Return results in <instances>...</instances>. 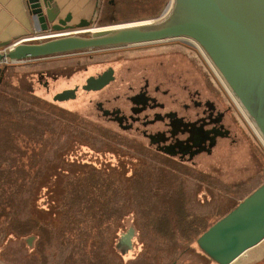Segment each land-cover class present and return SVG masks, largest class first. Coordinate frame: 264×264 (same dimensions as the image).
Wrapping results in <instances>:
<instances>
[{
  "label": "rangeland",
  "instance_id": "1",
  "mask_svg": "<svg viewBox=\"0 0 264 264\" xmlns=\"http://www.w3.org/2000/svg\"><path fill=\"white\" fill-rule=\"evenodd\" d=\"M87 1L91 11L79 14L73 6L62 16L71 11L73 23L94 19L96 27L159 21L174 0ZM183 41L167 39L2 64L0 93L15 97L21 111L29 110L32 117L30 128L22 124L17 144L22 164L27 158L23 151L31 156L33 172H28L25 185L19 172H10L9 188L19 194L16 202L38 220L39 228L19 236L8 230L11 217L2 218L0 264H207L193 249L199 235L192 242L176 243L171 235L152 228L146 210L157 205L151 201L162 200L156 197L164 190L181 189L193 215H208L213 224L264 182V142L203 51L196 46L201 62L228 93L239 121L232 126L238 140L211 155H199L195 162L158 154L105 121L96 101L101 94L116 92L117 83L78 100L56 98L109 65L119 77L128 68L137 72L157 67L172 55L168 48L183 46ZM47 68L59 74L57 80L49 79L48 88L37 76L38 70ZM41 119L46 123L43 140L29 134L38 131ZM100 191H107L108 198L92 202ZM90 206L95 215L88 212Z\"/></svg>",
  "mask_w": 264,
  "mask_h": 264
},
{
  "label": "water",
  "instance_id": "2",
  "mask_svg": "<svg viewBox=\"0 0 264 264\" xmlns=\"http://www.w3.org/2000/svg\"><path fill=\"white\" fill-rule=\"evenodd\" d=\"M27 4L38 34L0 41V73L7 59L18 63L182 39L203 51L264 140V0H174L159 21L113 28L96 27L94 19L73 23V13L62 16L57 0H27ZM113 77L110 67L59 92L56 98L78 100L103 88ZM263 239L264 182L199 235L196 244L216 264H230Z\"/></svg>",
  "mask_w": 264,
  "mask_h": 264
},
{
  "label": "flooded vegetation",
  "instance_id": "3",
  "mask_svg": "<svg viewBox=\"0 0 264 264\" xmlns=\"http://www.w3.org/2000/svg\"><path fill=\"white\" fill-rule=\"evenodd\" d=\"M182 44L168 48L172 55L157 67H143L137 72L128 68L119 77L109 65L91 74L114 69V77L106 86L87 94L100 93L117 83L116 92L101 94L96 101L105 121L132 135L145 148L187 163L195 162L201 154H213L224 144L237 143L232 126L239 121L228 93L197 56L196 45L189 41ZM37 76L48 88L49 79L57 80L59 74L47 68L38 70Z\"/></svg>",
  "mask_w": 264,
  "mask_h": 264
},
{
  "label": "trees",
  "instance_id": "4",
  "mask_svg": "<svg viewBox=\"0 0 264 264\" xmlns=\"http://www.w3.org/2000/svg\"><path fill=\"white\" fill-rule=\"evenodd\" d=\"M29 114V110L21 111L15 97L0 93V222L2 218L9 219L11 217L9 221L11 226L8 230L18 233L19 236L32 233L34 227H38V220L33 219L32 215L27 214L16 202L19 194L14 195L9 188L12 179L10 172L20 173L22 185L28 183L27 178L30 177L28 172H33L31 169L34 164H32L31 156L23 151L27 158L22 164L20 148L17 144L21 136L22 124L31 127L32 117ZM45 127L46 123L41 119L37 123L38 131L32 130L29 131V134H34L38 137L37 139L43 140ZM25 163L26 165H24ZM185 193L181 189L168 188L156 197L162 199L161 201H151L152 204H157L156 206L152 205L146 208L147 212L151 214L152 228L165 235H171L176 243L192 242L196 236L201 235L212 225L208 215H193ZM107 198V191H100L98 199H92V202L101 199L104 202ZM90 208L91 210L88 212L95 215V207L90 206ZM102 211L104 213L107 211L105 203H103ZM217 215L220 213L217 212Z\"/></svg>",
  "mask_w": 264,
  "mask_h": 264
},
{
  "label": "crops",
  "instance_id": "5",
  "mask_svg": "<svg viewBox=\"0 0 264 264\" xmlns=\"http://www.w3.org/2000/svg\"><path fill=\"white\" fill-rule=\"evenodd\" d=\"M64 10L71 9L79 14L89 12L90 5L87 0H57ZM73 12V19L74 13ZM37 35L35 24L30 13L27 0H0V41H16ZM59 57V56H58ZM194 251L200 255L207 264H216L208 258L199 248ZM230 264H264V239L245 251Z\"/></svg>",
  "mask_w": 264,
  "mask_h": 264
},
{
  "label": "bare ground",
  "instance_id": "6",
  "mask_svg": "<svg viewBox=\"0 0 264 264\" xmlns=\"http://www.w3.org/2000/svg\"><path fill=\"white\" fill-rule=\"evenodd\" d=\"M171 5H172V2H171ZM171 5L169 6V8L171 7ZM146 22V21H145ZM148 22V21H147ZM114 26H109V27H107V28H113ZM97 29H99V28H96V29H94V30H97ZM245 112V111H244ZM250 119V118H249ZM251 121H252V119H250ZM252 124L254 125V123H253V121H252ZM254 128H255V125H254ZM256 130V129H255ZM260 135V134H259ZM263 140V139H262ZM263 142H264V140H263Z\"/></svg>",
  "mask_w": 264,
  "mask_h": 264
},
{
  "label": "built area",
  "instance_id": "7",
  "mask_svg": "<svg viewBox=\"0 0 264 264\" xmlns=\"http://www.w3.org/2000/svg\"><path fill=\"white\" fill-rule=\"evenodd\" d=\"M6 63H11V61L7 59ZM241 110H242V109H241ZM242 111H243V110H242ZM243 112H244V111H243ZM244 113H245V112H244ZM247 117H248V116H247Z\"/></svg>",
  "mask_w": 264,
  "mask_h": 264
}]
</instances>
